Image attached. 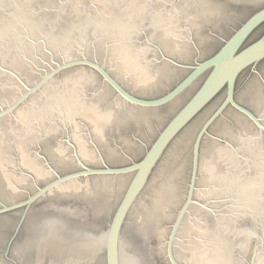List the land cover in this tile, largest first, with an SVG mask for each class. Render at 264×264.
<instances>
[{
	"label": "water",
	"instance_id": "1",
	"mask_svg": "<svg viewBox=\"0 0 264 264\" xmlns=\"http://www.w3.org/2000/svg\"><path fill=\"white\" fill-rule=\"evenodd\" d=\"M163 1L0 0L1 166L38 132H70L86 160L96 143L122 158L107 131L126 154L146 146L122 166L80 160L84 169L0 207V264H264V34L251 40L264 6L189 66L168 56L206 41L214 0L200 10ZM54 146L67 164L70 143ZM50 193L118 201L97 207L110 217L95 230L77 207L9 215Z\"/></svg>",
	"mask_w": 264,
	"mask_h": 264
},
{
	"label": "flooded vegetation",
	"instance_id": "2",
	"mask_svg": "<svg viewBox=\"0 0 264 264\" xmlns=\"http://www.w3.org/2000/svg\"><path fill=\"white\" fill-rule=\"evenodd\" d=\"M181 3L183 4V7H185V9L195 10L197 8V10H200L203 8L202 1L199 0L196 1L197 4L192 0H165L163 1L162 6L169 10L175 6H182L180 5ZM209 4L213 5L216 11L214 12L213 17L209 15L210 22H205L206 27L203 31L205 32L206 41L200 43V41L195 36V41L199 45L198 49H195V47H189L190 51L188 52V55H186L185 53L183 57L180 58L178 55L168 57L175 59V61L192 66L197 64L199 60L211 56L221 47L225 39L228 38L236 30V28L241 25L242 22H244L259 8L264 6V0H214V2ZM263 34L264 22L257 30H255L251 40H255ZM172 59L163 60L162 62L165 61L169 63V66L171 67H181V65L177 64V62ZM159 62L160 61H154V63L156 64H160ZM257 68L261 71L264 70V60L258 63ZM248 73L250 74V77L248 79H251L254 75V72L249 71L245 74ZM245 74H243L242 77ZM161 87H159L158 89H160ZM162 113H165L166 116L169 115L165 110L162 111ZM163 123L164 122L159 125L158 130L161 126H163ZM89 133L92 137L93 134L91 132ZM52 134L38 132L36 139H33L22 149L18 146H15V149L13 151V160L10 163H6V168L1 166L0 164V207H6L25 201L36 191L39 186L44 185L46 181L56 178L58 174H65L68 172L79 170L81 168L84 169V167L81 165L80 160H83L91 167L96 168L105 167L106 165L122 166L125 163H128L132 158L140 157L146 147L143 146L142 150H140L137 154L131 155L129 151L128 154H126L121 148L123 139L120 140V138H115L113 137L112 132L107 131L106 137L109 138L111 144L113 143L114 146H117V150L122 155V158L114 160L108 159L103 150H100L98 148L99 144L96 143L92 155L93 160H86L78 144L73 141L70 132H67L65 135L61 132ZM126 136L127 138H130V140H136V136L133 132H128ZM60 140L70 143V147L68 149H65L63 153L65 154V159H67L66 162H68L65 165L59 163L58 155L60 154L57 151L58 146H54ZM92 141L93 143L96 142L95 139ZM150 142L148 144H150ZM55 151H57L58 154H55ZM23 158L27 163L29 162L30 164H32V167L34 168L31 169L26 163L24 165V163L21 162ZM128 158L129 160H127ZM34 162L36 165L34 164ZM4 172H7L9 176H5ZM19 174L23 175V180L17 178ZM104 176L106 175L89 174L82 177V179L86 180L89 178H103ZM121 176L127 179L129 174H123ZM71 196H73L71 197L73 201L67 204L66 202H68L69 200L68 195L50 193L33 202L31 205L24 204L18 206L21 208L11 210V212H9V215H11L14 221H17L18 218L23 216L25 207H30L27 214L39 215L42 213L53 212L58 215L66 216L63 207H77L79 208L80 214L83 212L82 215H75L74 218L77 219V222H79L81 226H85L86 228L95 230L99 223L107 221L106 218L110 217L107 216V214L104 212L103 216L100 215L101 218H99V215L97 214L98 212L96 211V209H98L97 207H110L109 213H111L112 209L116 206L118 201L114 199L112 203L108 204L105 200L104 202H101L100 199L84 197L80 195ZM85 211H87V213L89 212L86 217L84 216Z\"/></svg>",
	"mask_w": 264,
	"mask_h": 264
}]
</instances>
